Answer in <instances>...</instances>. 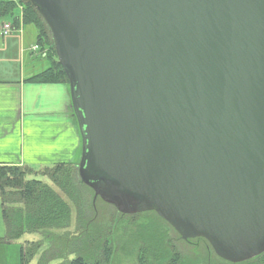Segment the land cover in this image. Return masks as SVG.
<instances>
[{
	"label": "water",
	"instance_id": "water-1",
	"mask_svg": "<svg viewBox=\"0 0 264 264\" xmlns=\"http://www.w3.org/2000/svg\"><path fill=\"white\" fill-rule=\"evenodd\" d=\"M54 42L78 175L241 264L264 254V0H27Z\"/></svg>",
	"mask_w": 264,
	"mask_h": 264
},
{
	"label": "trees",
	"instance_id": "trees-1",
	"mask_svg": "<svg viewBox=\"0 0 264 264\" xmlns=\"http://www.w3.org/2000/svg\"><path fill=\"white\" fill-rule=\"evenodd\" d=\"M17 8L22 9V19L14 16ZM6 16L14 19L13 31H17L20 25L37 28L36 45L50 61L48 69L26 82L66 85L69 88V80L56 57L51 33L39 10L27 0H0V20ZM39 175L48 178L50 184L34 179ZM93 197L94 193L79 178L78 165L62 163L40 171L30 167L0 165V203L6 226V236L0 238V244L10 245L24 234H38L43 237L42 242L49 243V249L43 252L39 264H50L54 260H63L61 264H120L115 259L113 239L115 214L119 213L100 199L94 205ZM104 207L112 211L109 221L106 217L108 213L101 214ZM72 228L74 231H71ZM138 231L147 235L152 251L156 249V255L168 256L164 234L155 231L153 235L147 232L150 229L146 231L144 228ZM42 242H28L22 246L20 264L32 260L43 246ZM145 243L139 250L138 264H150L148 256L153 253L145 247ZM176 258L178 260H173V264H182L179 255ZM250 262L264 264V254L241 264Z\"/></svg>",
	"mask_w": 264,
	"mask_h": 264
},
{
	"label": "crops",
	"instance_id": "crops-1",
	"mask_svg": "<svg viewBox=\"0 0 264 264\" xmlns=\"http://www.w3.org/2000/svg\"><path fill=\"white\" fill-rule=\"evenodd\" d=\"M19 32L0 35V165L35 171L78 165L82 141L69 88L26 82L50 64L33 51L37 41L29 40L26 28ZM12 244H0V264H11V255L1 252Z\"/></svg>",
	"mask_w": 264,
	"mask_h": 264
},
{
	"label": "rangeland",
	"instance_id": "rangeland-1",
	"mask_svg": "<svg viewBox=\"0 0 264 264\" xmlns=\"http://www.w3.org/2000/svg\"><path fill=\"white\" fill-rule=\"evenodd\" d=\"M21 8H17L13 13L14 16H21ZM13 17L12 16H6L0 20V32H2L1 25L3 24H13ZM22 23V21H21ZM24 28V26H23ZM25 28L27 32L29 33V40H31L33 43L37 41V36L35 38V35L38 33L37 28L34 25H25ZM15 32V31H13ZM20 32L18 31V34ZM1 35V34H0ZM0 38H2L0 36ZM48 66H49V60H46ZM46 65V66H47ZM77 124V123H76ZM82 156V146H81V154L80 159L77 161L80 163ZM63 161H66V157L63 159ZM34 179H39L41 181H44L47 184H50V181L48 178L43 177L41 175L35 176ZM92 198V196L90 197ZM93 203V201H92ZM95 205V204H94ZM101 207V206H100ZM102 209V207H101ZM105 210V211H104ZM102 210L101 214H106V217L108 218V221L110 220L111 209L105 208ZM115 221L116 225L114 226V229H116V232L114 233L113 239L115 243V259L120 262V264H138L137 258L139 250L144 247V242H146V248L156 255V249L152 251V247L150 244V241L146 238L147 235H143L140 231H138L140 228H144V230L150 229V232L152 233L155 231H160L161 234H164L165 237H167V242L169 243L168 239L171 241L172 244H169L167 246L168 250V256H175L176 254H179L180 262L182 264H230L226 263L220 258H218L215 253L213 252L211 246L208 244V242H202L197 243L194 242H184L179 239V235L176 234V232L171 229L159 216L155 213H143L138 214L134 216H121L120 214H115ZM74 222H75V213H74ZM71 231H74V228H72ZM6 236V226L3 220L2 216V208L0 203V238H4ZM144 237V238H143ZM43 237H41L38 234H24L19 240L15 241L11 246H8L5 251H2V254H10L12 257L11 264H20L21 259V248L28 242H42ZM43 246L41 249L37 252V254L30 260L27 264H39L43 252L47 249H49V243L46 241L42 242ZM174 246L173 250H169L170 247ZM176 247V248H175ZM159 257V255H158ZM74 257H71L73 259ZM175 260H178L175 257ZM154 261H157L155 259ZM62 261L54 260L50 264H61ZM159 264H164L163 262H160ZM248 264H257V262H250Z\"/></svg>",
	"mask_w": 264,
	"mask_h": 264
},
{
	"label": "flooded vegetation",
	"instance_id": "flooded-vegetation-1",
	"mask_svg": "<svg viewBox=\"0 0 264 264\" xmlns=\"http://www.w3.org/2000/svg\"><path fill=\"white\" fill-rule=\"evenodd\" d=\"M151 213H154V212H151ZM156 214V213H155ZM122 216V215H121ZM134 216V215H133ZM160 218V217H159ZM164 221V220H163ZM165 222V221H164ZM166 223V222H165ZM171 229H173L168 223H166ZM174 230V229H173ZM175 231V230H174ZM176 232V231H175ZM176 234L178 235V233L176 232ZM166 239H167V237H166ZM165 239V240H166ZM179 239L180 240H182V241H184V242H194V241H196L197 243H204V242H206L204 239H200V238H198V239H192V240H187V241H185V240H183L180 236H179ZM168 241H169V243L167 242V240H166V246H168L169 244H172L171 243V241L168 239ZM173 248H174V246H172V247H170L169 248V250H173ZM176 248V247H175ZM168 255V254H167ZM179 255V254H178ZM178 255L176 254L175 256H164V255H162V256H160L159 255V257H158V255H157V257L156 256H154L153 254H150L149 256H148V262L150 263V264H159L160 262H163L164 264H173V260H175V257H178ZM155 259H157V261H154Z\"/></svg>",
	"mask_w": 264,
	"mask_h": 264
},
{
	"label": "built area",
	"instance_id": "built-area-1",
	"mask_svg": "<svg viewBox=\"0 0 264 264\" xmlns=\"http://www.w3.org/2000/svg\"><path fill=\"white\" fill-rule=\"evenodd\" d=\"M12 32H13V27H12V25H10V24H4V25L2 26V32H0V33H1V35H2L3 37H6V36H9ZM34 50H35V51H39L40 49H39V47L35 46V47H34Z\"/></svg>",
	"mask_w": 264,
	"mask_h": 264
}]
</instances>
